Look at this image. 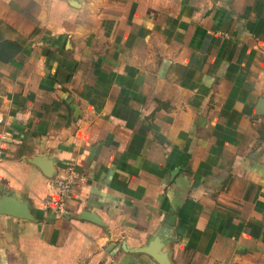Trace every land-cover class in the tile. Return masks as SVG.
<instances>
[{"label":"crops","instance_id":"0c3cea01","mask_svg":"<svg viewBox=\"0 0 264 264\" xmlns=\"http://www.w3.org/2000/svg\"><path fill=\"white\" fill-rule=\"evenodd\" d=\"M0 150V264H264V0H0Z\"/></svg>","mask_w":264,"mask_h":264},{"label":"built area","instance_id":"2783aa9c","mask_svg":"<svg viewBox=\"0 0 264 264\" xmlns=\"http://www.w3.org/2000/svg\"><path fill=\"white\" fill-rule=\"evenodd\" d=\"M2 160V152L0 150V163ZM77 178V174L72 166L67 168V176L58 178L51 184L52 193L44 201L43 209L51 210L55 214H61L64 210L65 204L69 199L72 187Z\"/></svg>","mask_w":264,"mask_h":264},{"label":"water","instance_id":"95a60500","mask_svg":"<svg viewBox=\"0 0 264 264\" xmlns=\"http://www.w3.org/2000/svg\"><path fill=\"white\" fill-rule=\"evenodd\" d=\"M45 174L49 175V173H47V171H45ZM5 203V204H4ZM11 202H1L0 203V214H8V215H12V216H16V217H20V218H31L28 212V208H26L25 210H22L20 208H16L13 205H9ZM3 205H7L6 207H3Z\"/></svg>","mask_w":264,"mask_h":264}]
</instances>
